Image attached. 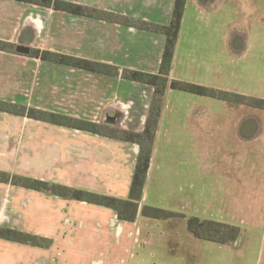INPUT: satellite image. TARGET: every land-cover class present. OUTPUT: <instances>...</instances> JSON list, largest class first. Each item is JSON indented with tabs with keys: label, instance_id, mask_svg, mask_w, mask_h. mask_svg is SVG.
I'll use <instances>...</instances> for the list:
<instances>
[{
	"label": "crops",
	"instance_id": "1",
	"mask_svg": "<svg viewBox=\"0 0 264 264\" xmlns=\"http://www.w3.org/2000/svg\"><path fill=\"white\" fill-rule=\"evenodd\" d=\"M59 1L165 26L175 0ZM0 42L9 45L0 50L1 102L143 131L154 89L121 73L157 74L162 34L0 0ZM19 46L108 65L118 75L43 61L17 52ZM263 64L264 0H186L169 81L264 99ZM259 142L264 110L167 85L135 221L0 182V228L50 241L37 247L0 238V264H130L144 252L155 257V242L161 257L173 255L177 249L168 245L178 248L179 238L172 229L181 222L187 230L189 217L240 228L236 245L242 226L264 219V174L249 152ZM138 154L135 143L0 111V173L125 200ZM143 206L179 215L151 219L141 215Z\"/></svg>",
	"mask_w": 264,
	"mask_h": 264
},
{
	"label": "trees",
	"instance_id": "2",
	"mask_svg": "<svg viewBox=\"0 0 264 264\" xmlns=\"http://www.w3.org/2000/svg\"><path fill=\"white\" fill-rule=\"evenodd\" d=\"M16 1L45 8H51L73 15L86 16L90 18L102 19L109 22L125 24L128 26H133L136 24V26L140 29L160 33L165 36V46L161 58L159 72L157 74H148L132 70H124L121 73L123 79L147 84L152 86L154 89L149 114L144 129L141 133L121 130L115 127H109L106 125L96 124L89 121L74 119L0 101V111L3 112L25 116L30 119L39 120L55 125L67 126L88 133L108 136L113 139L139 145V154L136 160L129 190V196L127 199L122 200L110 196L93 194L82 190L70 189L63 186L50 185L45 182L10 176L5 173H0V182L2 183H10L15 186H21L36 191L50 192L54 195L70 198L75 201L104 206L113 209L116 212L119 220L134 222L139 211V203L141 200L142 190L149 167L151 149L160 114L162 98L167 85H169V87L173 90L210 97L234 104L247 105L253 108L264 110V99L251 98L234 93L218 91L187 82L173 80L169 81L171 61L186 0L174 1L171 20L169 24L165 26L154 25L146 22L135 23L132 20L125 19L119 15L100 12L80 5L59 0ZM8 47V44L0 42V50H7ZM29 56L43 61L67 65L91 72L113 76L118 75V70L114 67L47 51L31 50ZM140 213L144 217L158 220H166L172 217H177L179 215L151 206H143ZM187 231L196 239L205 240L220 245L234 243L240 235V228L236 226L215 222L212 220H201L197 217L187 218ZM0 238L7 241L29 244L37 247H48L50 245V241L48 240L38 238L36 236H31L29 234H24L9 228H0Z\"/></svg>",
	"mask_w": 264,
	"mask_h": 264
},
{
	"label": "rangeland",
	"instance_id": "3",
	"mask_svg": "<svg viewBox=\"0 0 264 264\" xmlns=\"http://www.w3.org/2000/svg\"><path fill=\"white\" fill-rule=\"evenodd\" d=\"M198 25L205 28V21H199ZM262 143L252 145L255 151L247 148L252 153L250 158L255 160L253 163H257V165L254 164V168L259 175L264 174V144ZM261 224L252 227L241 224L244 225L241 227L242 237L236 245L233 243L219 245L193 238L186 230L185 223L180 222L175 229H172L179 238L178 248L171 243L168 245L169 249H177V252L161 257L157 249L158 243L155 242L150 248L151 251L156 252L155 257L144 252L140 256L136 255L130 264H264V219Z\"/></svg>",
	"mask_w": 264,
	"mask_h": 264
},
{
	"label": "water",
	"instance_id": "4",
	"mask_svg": "<svg viewBox=\"0 0 264 264\" xmlns=\"http://www.w3.org/2000/svg\"><path fill=\"white\" fill-rule=\"evenodd\" d=\"M16 51L19 52V53H22V54H28L29 53V49L28 48L21 47V46L17 47Z\"/></svg>",
	"mask_w": 264,
	"mask_h": 264
}]
</instances>
